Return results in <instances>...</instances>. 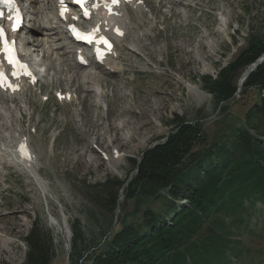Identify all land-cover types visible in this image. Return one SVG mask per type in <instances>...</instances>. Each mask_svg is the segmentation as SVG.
Segmentation results:
<instances>
[{"label":"rangeland","instance_id":"rangeland-1","mask_svg":"<svg viewBox=\"0 0 264 264\" xmlns=\"http://www.w3.org/2000/svg\"><path fill=\"white\" fill-rule=\"evenodd\" d=\"M148 1L151 12L133 16L113 75L101 67L73 66L63 34L41 29L39 21L50 16L51 4L33 0L28 7L39 18L32 22L31 28L40 30L29 47L41 84L0 98V134L14 151L26 144L44 186L7 161L9 155L0 156V264H25L32 232L49 251L46 264H92L130 208L144 210L155 202L125 194L147 151L188 125L196 135V153L231 133L243 123L252 100L264 97L261 84L242 97V85L238 87L244 71L264 54L240 64L253 39L264 44V0ZM44 47L53 59L63 55L56 62L70 64L42 72L50 61L41 55ZM229 64L237 67L232 81L237 90L225 102L205 86L204 78L221 75L224 80ZM79 84L82 90L76 88ZM59 88L71 92V101L54 98ZM157 203L160 210L162 199ZM214 215L211 219H222ZM248 223L242 230L247 250L241 253V264H264V209L252 212ZM4 229L14 232L8 235Z\"/></svg>","mask_w":264,"mask_h":264},{"label":"trees","instance_id":"trees-1","mask_svg":"<svg viewBox=\"0 0 264 264\" xmlns=\"http://www.w3.org/2000/svg\"><path fill=\"white\" fill-rule=\"evenodd\" d=\"M252 42L240 64L253 62L264 51L259 40ZM236 68L232 64L224 68L229 69L224 80L221 75L217 79L207 76L205 86L210 85L214 94L227 102L237 90L236 82H232ZM255 84L264 87V60L244 80L241 97ZM252 101L255 103L243 123L217 142L199 147L196 153L192 152L196 135L188 125L147 151L125 194L126 198L133 193L138 194V201L155 202L144 210L137 205L130 208L118 222L119 228L111 229L92 264L242 263L241 253L247 250L243 227L249 214L264 209V97ZM184 157H189L186 162ZM117 179L114 182L119 183ZM145 181L150 189L146 192ZM161 199L162 208L158 210L157 201ZM213 213L222 219H211ZM27 240L25 264H46L49 251L45 244L34 232Z\"/></svg>","mask_w":264,"mask_h":264},{"label":"snow or ice","instance_id":"snow-or-ice-1","mask_svg":"<svg viewBox=\"0 0 264 264\" xmlns=\"http://www.w3.org/2000/svg\"><path fill=\"white\" fill-rule=\"evenodd\" d=\"M65 0H60L61 4H64ZM100 3H103L106 8H108L109 13L112 14V6L119 4L120 0H99ZM74 3L77 4L82 9V14L85 18H90V12L89 8L86 7V5H90L92 8H95L98 6L97 0H74ZM0 4H4L7 6L9 11H14L16 13L15 17L8 16L7 19L13 20V26L12 30L16 31L21 22V16H20V9L16 5V0H0ZM66 11L65 8L61 9L60 15L63 17L64 12ZM4 16L3 10H0V18ZM73 19H77V17H73ZM69 30L72 32V34L75 36L78 40H85L88 44H92L95 42L97 45L96 47V54L98 58L101 60L103 59L104 50L99 47V45L103 44L107 50H111L112 45L108 41V39L104 36H99L97 38L96 32L99 31V26H97L95 29H93L91 32H81L79 29L76 28L75 25H69ZM115 31L119 35H123V32L119 30V28L115 29ZM15 41H9L6 36L5 29L2 24H0V52H3L5 59L7 60V63L9 65H12L14 70L11 73L13 77H18L19 75H27L33 80L35 79L33 74L28 69V66L21 62L18 59V56L15 53ZM81 62L86 63V61L83 60L81 57ZM0 87L10 89L12 91L18 90V85H15L11 82V80L8 79V75L3 71V61H0ZM20 152L22 156H24L26 159L31 160L32 157L30 153L26 150V144L21 143L19 146Z\"/></svg>","mask_w":264,"mask_h":264},{"label":"bare ground","instance_id":"bare-ground-1","mask_svg":"<svg viewBox=\"0 0 264 264\" xmlns=\"http://www.w3.org/2000/svg\"><path fill=\"white\" fill-rule=\"evenodd\" d=\"M151 1V0H150ZM164 1H166V0H160V2H164ZM153 6V5H152ZM172 8V7H171ZM40 30V26H38V28H35V26H34V28L32 27V28H30L29 29V32L31 33V35L33 36V34H35L36 32H38ZM122 55V54H121ZM125 60V59H124ZM70 61V60H69ZM74 61H75V58H74ZM72 65V64H71ZM70 65V66H71ZM74 66V65H73ZM73 66H71V67H73ZM79 68V67H78ZM83 69V68H82ZM128 69V68H127ZM84 70V69H83ZM107 73H109V74H111V75H113V73H111V72H107ZM78 74V73H77ZM85 74V73H84ZM104 75H106V73L104 74ZM81 76V75H80ZM81 77H83V76H81ZM85 77H87V76H85ZM81 79V78H80ZM84 79V78H83ZM112 81V80H111ZM78 90L79 89H81L82 88V86H81V84H79L77 87H76ZM85 89V88H84ZM76 90V89H75ZM82 90V89H81ZM76 93V92H75ZM79 96V95H78ZM87 96V95H86ZM1 98V97H0ZM71 98V97H70ZM80 98V97H79ZM4 100H5V97H4ZM73 100V99H72ZM67 104V103H66ZM1 123V122H0ZM5 128V127H4ZM5 136L3 135V134H0V156L1 157H3V158H5V155L7 154V155H9L10 157H7V161H8V158H10L9 160L10 161H12L15 165H17L18 167H22L23 169H25L26 171H27V173H28V175L29 176H35V180H37V183H39V184H41L42 186H44L43 185V183H42V180H41V178H42V174H40L39 173V171L37 170V172L34 170L35 168H34V165H33V163H32V159L31 160H28V159H26L24 156H22V154H21V152L19 153L18 152V150H20L19 149V147H18V145H17V150L16 151H14L13 150V146H11V147H9L8 146V144H6V142H9V141H7V140H5L6 138H4ZM11 141V140H10ZM12 142V141H11ZM15 145V144H14ZM4 165H6V164H4ZM39 177V178H38ZM41 177V178H40ZM15 219H17V218H15ZM54 219V218H53ZM0 231H1V229H0ZM1 232H3V231H1ZM13 229H11V230H8V232H7V229H4V233L5 234H8V235H12L13 234ZM6 245H8V246H10L11 245V242L10 241H7L6 242ZM13 245V244H12Z\"/></svg>","mask_w":264,"mask_h":264},{"label":"water","instance_id":"water-1","mask_svg":"<svg viewBox=\"0 0 264 264\" xmlns=\"http://www.w3.org/2000/svg\"><path fill=\"white\" fill-rule=\"evenodd\" d=\"M264 59V54L258 58L251 66H249L243 73L241 79L239 80L238 83V87L240 88L243 81L247 78V76H249V74L251 73V71H253L259 64L260 62Z\"/></svg>","mask_w":264,"mask_h":264}]
</instances>
